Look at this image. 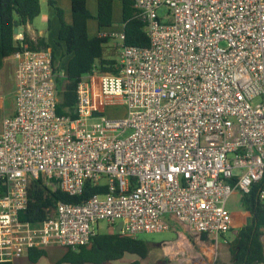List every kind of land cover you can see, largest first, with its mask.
Wrapping results in <instances>:
<instances>
[{"label":"built area","instance_id":"built-area-1","mask_svg":"<svg viewBox=\"0 0 264 264\" xmlns=\"http://www.w3.org/2000/svg\"><path fill=\"white\" fill-rule=\"evenodd\" d=\"M135 6L150 46H126L123 29L118 73L82 77L76 117L57 112L67 72L52 50L26 45L13 55L16 111L0 130V263L86 246L101 222L135 238L181 226L218 243L234 228L231 195L264 180V0ZM118 104L126 117L103 115ZM33 180L73 197L87 184L106 191L58 202L31 223L21 215Z\"/></svg>","mask_w":264,"mask_h":264},{"label":"trees","instance_id":"trees-1","mask_svg":"<svg viewBox=\"0 0 264 264\" xmlns=\"http://www.w3.org/2000/svg\"><path fill=\"white\" fill-rule=\"evenodd\" d=\"M122 4V23L124 25L125 45L149 47L150 38L147 34V24L140 16L135 6V0H97V16H93L88 0H72V24L64 20V12L56 6V2L49 0L58 11L61 21L59 43L65 46V53L71 58L67 64V81L64 88H59L57 80L59 115L76 117L77 87L82 77L92 73L95 69L104 74H116L118 64L117 55L110 46L115 37L100 34L89 37L88 22L95 18L99 30L111 28L114 25V4ZM41 15V0H0V71L4 61L28 45L33 51L50 49L46 38L32 39L24 31V39L18 40L16 28L26 27ZM6 191V186L0 184V194ZM105 187H94L87 184L82 196H70L60 190L53 191L42 181L33 180L30 184V204L22 213L21 219L31 223H38L49 217V208H54L58 202L82 203L93 195L105 192ZM264 191V180L253 185L250 194H242V204L252 217L250 225L244 226L234 241L230 243L231 261L234 264H264V203L260 198ZM224 238V236H223ZM203 239H207L203 235ZM150 244L141 238L125 236L116 232L99 233L92 241L76 250L68 249L64 257L57 263H94L101 264L108 261L123 259L125 255H136L146 259L150 255ZM48 254L47 250H31L29 259L38 263ZM13 264V262L0 263Z\"/></svg>","mask_w":264,"mask_h":264},{"label":"rangeland","instance_id":"rangeland-1","mask_svg":"<svg viewBox=\"0 0 264 264\" xmlns=\"http://www.w3.org/2000/svg\"><path fill=\"white\" fill-rule=\"evenodd\" d=\"M47 3L43 4L44 13L47 10ZM165 10H161L160 14H162ZM93 20H96L93 18ZM122 26V20L120 15H116L113 28L110 31H117ZM114 44H120L121 41L119 38H115L112 40ZM113 50H111L115 55L119 54L120 46H113ZM69 55L64 53L61 58L60 62V72L65 73L67 72V62H68ZM67 77L60 78L59 88H64L66 84ZM12 87H11V80L9 78L3 80L0 74V125L3 123L4 118L8 113V108L12 103ZM105 115L109 119H122L127 115V109L124 105L118 104L114 106L108 107L104 112ZM227 209L235 216V223L234 228L231 232L226 234L223 238L220 237L218 239V243L214 238L203 239L204 242L200 241L198 236L189 235L188 232L183 228L175 227L176 229L170 230L167 232L161 233H147L141 234L139 238L144 239L147 241L150 246V255L147 258L148 262H153L155 264H192L197 263L198 261L202 264H234L231 261V251H230V243L235 240L237 237L239 230L249 225L248 221L250 222L251 215L246 210L244 205L242 204V193L237 190L235 191L231 197L229 198L227 204ZM100 233L107 234L110 232H115L116 228L111 227L106 222H101L99 225ZM180 232L189 235V239L191 240V245L188 247H181V252L178 254L171 255L168 252L165 253L166 244L175 242L180 237ZM226 240V242H225ZM161 245V246H160ZM168 246V245H167ZM48 255L44 258L42 263L40 264H50L55 259L59 258L63 252V248L60 246H50L48 247ZM193 255V257H192ZM194 256L198 257V261H194ZM136 259V256H127L125 258V263H129L128 260ZM200 259V260H199ZM141 261V259H139ZM32 264V263H31Z\"/></svg>","mask_w":264,"mask_h":264},{"label":"crops","instance_id":"crops-1","mask_svg":"<svg viewBox=\"0 0 264 264\" xmlns=\"http://www.w3.org/2000/svg\"><path fill=\"white\" fill-rule=\"evenodd\" d=\"M56 2V6L60 7L63 12H64V20L67 24H72L73 22V14H72V0H52ZM47 3V10L46 13H44V7L43 4ZM88 7L93 14V16H97L98 12V3L97 0H88ZM116 15H120L121 20H122V4L120 1H116L114 4V22ZM61 28V21L58 16V11L55 6H52L49 3V0H41V15L36 18L33 23L28 24L25 28H19V35L24 37V31H26L29 36L36 40L38 37H44L47 39L51 50L53 51L55 58L57 59L58 62H61L62 55L65 53V46L63 43H59L58 36H59V31ZM113 27L111 28H105L102 31L99 30L98 22L97 20H89L88 22V32H89V37L94 38L100 34L103 35H111L115 38H118V34L121 33L124 29V25L122 23V26L120 27L119 30L117 31H110ZM115 46H120V44H114ZM113 43H110V46H114ZM120 51V50H119ZM71 58L69 55L68 61ZM119 58V54L117 55V59ZM68 64V62H67ZM17 67V62L14 59L13 56L7 58L4 61L3 68L0 71L1 77L3 80L9 78L11 80V87H12V103L9 106L7 116H12L15 114L16 111V104H15V92H16V80H15V71ZM2 129V124L0 125V130ZM235 216H234V223H235ZM250 222L248 221L249 225L252 222V217L249 219ZM178 228H181V226H177ZM176 229V228H174ZM100 233V231H99ZM180 237L177 241L166 244L165 253L168 252L171 255L178 254V252H181L180 248L181 247H188L190 246V239L189 235H186L183 232H180ZM168 245V246H167ZM53 246V245H52ZM59 246V245H56ZM161 246V245H160ZM62 247V246H60ZM64 250L61 253L62 255L52 261L50 264H57L67 253L68 248L62 247ZM47 252H49L48 248L45 249ZM48 255V254H47ZM127 256H130L129 254L125 255L123 259L116 260V261H108L104 262L101 264H155L153 262H148L147 258L142 259L136 255H131V256H136L138 258L136 259H130L128 260L129 263H125V258ZM47 257V256H46ZM45 257H43L38 263H42ZM141 259V261H139ZM32 262L29 259V253L25 254L22 258L17 259L13 262V264H31ZM34 264V263H32ZM62 264H73V263H62ZM82 264H94V263H82ZM192 264H202L200 262L197 263H192Z\"/></svg>","mask_w":264,"mask_h":264},{"label":"water","instance_id":"water-1","mask_svg":"<svg viewBox=\"0 0 264 264\" xmlns=\"http://www.w3.org/2000/svg\"><path fill=\"white\" fill-rule=\"evenodd\" d=\"M15 33H16V34L19 33V28H16V29H15ZM121 226H122V224H120V225L118 226V228H117V233L120 232V230H121Z\"/></svg>","mask_w":264,"mask_h":264},{"label":"bare ground","instance_id":"bare-ground-1","mask_svg":"<svg viewBox=\"0 0 264 264\" xmlns=\"http://www.w3.org/2000/svg\"><path fill=\"white\" fill-rule=\"evenodd\" d=\"M193 257V255H192ZM200 260V259H199ZM194 261L197 262L198 261V257L197 256H194ZM199 262V261H198Z\"/></svg>","mask_w":264,"mask_h":264}]
</instances>
